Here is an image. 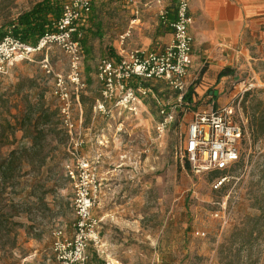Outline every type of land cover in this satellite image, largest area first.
Returning a JSON list of instances; mask_svg holds the SVG:
<instances>
[{"label":"rangeland","instance_id":"374dc122","mask_svg":"<svg viewBox=\"0 0 264 264\" xmlns=\"http://www.w3.org/2000/svg\"><path fill=\"white\" fill-rule=\"evenodd\" d=\"M37 1L40 0L3 2L0 26ZM141 1L136 16L124 0H93L89 27L81 36L85 53L82 80L86 83L80 91L85 119L81 152L91 159L100 156L97 165L102 183L93 208V213L102 219L101 246H89V264H230L229 258L221 261L219 245L229 238L243 213L251 211L245 193L250 181L259 179L258 162L264 161V138L250 146L242 101L236 118L244 121L246 136L239 161L226 171L202 173L194 171L184 147L194 112L213 105L211 89L186 110L180 107L178 91L165 80H152V90L138 114L112 104L105 112L94 107L101 98L98 63L104 56H112L120 35L127 34V47L151 48L156 45L161 26L165 29L156 0ZM146 2L149 4L145 6ZM167 2L173 4L175 14L176 0ZM167 12L169 18L170 9ZM244 39L246 56L234 63L223 79L216 96L220 98L219 105L230 102L235 82L254 83L253 89L264 98V36ZM47 54L50 71L41 62ZM69 63L68 54L52 44L16 64L9 75L0 76L3 119L15 124L31 105L34 118L40 112L49 116L41 119L40 134L34 127L21 129L18 125L8 143L0 147V161L8 158L11 150L23 148L21 163L4 184L0 183V264H59L53 250L54 234L58 230L67 236L72 233L75 195L66 175V166L71 163L70 138L61 123L59 101L54 95L55 74H62L70 86ZM187 81L191 84L189 74ZM163 109L175 111V117L160 132L157 124ZM74 112L78 116L76 108ZM225 175L229 179L216 189L215 179ZM3 217L8 220H1ZM241 254L238 264H264V244L252 250L253 259L259 256L256 262L247 257V250Z\"/></svg>","mask_w":264,"mask_h":264},{"label":"built area","instance_id":"2783aa9c","mask_svg":"<svg viewBox=\"0 0 264 264\" xmlns=\"http://www.w3.org/2000/svg\"><path fill=\"white\" fill-rule=\"evenodd\" d=\"M138 15L139 0H124ZM165 0H156L161 18L173 32V40L161 49L146 47L129 48L125 44L127 34L120 36L119 47L113 57H104L98 63L97 77L101 84V98L95 109L105 112L108 104L138 114L145 97L152 90V80H165L178 91L180 107L189 89L187 77L193 65L194 37L190 31L194 17L190 11V0H176L175 18L169 19ZM93 0H65L62 14L55 22V29L48 31L36 45L7 34L0 42V76H7L18 63L31 59L32 55L50 45L61 47L70 58L68 80L55 74L54 95L59 101V115L70 138L71 163L66 166V175L74 188L75 220L70 235L58 230L54 235L53 250L59 264H89L87 249L100 247V225L102 219L93 213L101 193V178L98 172L100 156L91 159L81 152L85 144L84 112L80 91L86 87L82 80L84 49L79 28L92 13ZM43 67L49 71L48 54L42 59ZM256 85L243 81L233 83L230 102L213 104L210 109L194 112L188 124L184 155L197 173L224 171L240 159L241 142L246 132L245 123L236 118L237 107L245 93ZM71 89H74L72 91ZM77 109L78 116L74 109ZM175 111L161 110L157 129L163 132L173 121ZM229 176L215 179L214 187L220 188Z\"/></svg>","mask_w":264,"mask_h":264},{"label":"trees","instance_id":"16d2710c","mask_svg":"<svg viewBox=\"0 0 264 264\" xmlns=\"http://www.w3.org/2000/svg\"><path fill=\"white\" fill-rule=\"evenodd\" d=\"M5 1L2 0L0 6ZM62 3L61 0L37 1L28 10L21 12L15 19L10 20L8 24L0 26V42L7 34H13L24 42L36 45L46 32L55 29L54 24L62 14ZM174 18L175 14L169 12V19ZM230 71L231 68L229 67L222 69L219 73V79L227 76ZM196 81L190 84L187 93L184 95V103L187 102L189 105H185L183 109L190 110L192 103H197L196 90L194 89ZM258 94L259 91L249 90L242 100V106L248 120L249 138L252 140L251 147L264 138V98ZM212 97L211 94V100ZM210 103L215 104L216 102L212 103L211 101ZM1 105H3L2 101ZM33 110V105L28 106L23 119L17 118L15 124L8 119H3L0 112V147L8 143L10 135H14L18 125L21 129L34 127L37 134L43 131V128L39 127L41 119L44 116L48 119L49 116L44 112H40L34 118ZM22 122L23 124H21ZM245 136L246 132L242 140ZM22 153L23 148L13 149L10 151L8 158L0 161V183L4 184L5 180L14 173L15 166L21 163ZM258 163L259 179L256 181L251 180L245 193V201H248L247 205L251 211L243 213L241 221L231 228L229 238L219 245V255L223 262L226 258H229L230 264H238L243 257L241 251L244 249L247 250V257L253 262L259 259V256L254 259L252 257L253 248L264 244V161L259 160ZM1 220L6 221L8 219L3 217Z\"/></svg>","mask_w":264,"mask_h":264},{"label":"crops","instance_id":"0c3cea01","mask_svg":"<svg viewBox=\"0 0 264 264\" xmlns=\"http://www.w3.org/2000/svg\"><path fill=\"white\" fill-rule=\"evenodd\" d=\"M167 1L163 2V6L170 9L172 14L173 4ZM148 4L146 2L144 5ZM138 5L140 10L141 0ZM157 5L161 9L162 6ZM190 11L194 17L190 28L194 37L193 65L189 70L190 83L198 80V75L204 69L201 79L195 84L196 99H200L205 91L211 89L214 92L212 103L219 104L220 98L216 97L220 93L218 89L227 77L219 79L220 71L225 67L232 68L234 63L245 58V36H264V0H192ZM90 16L80 26V36H84L85 29L89 27ZM161 21L165 29H161L160 25L161 33L156 36V45L147 48L161 49L172 42V29ZM122 35L124 34L120 36ZM118 47L114 48L112 56L104 57L115 56Z\"/></svg>","mask_w":264,"mask_h":264}]
</instances>
